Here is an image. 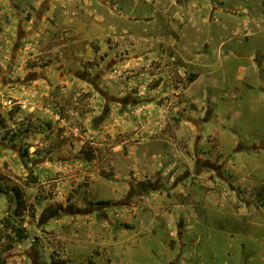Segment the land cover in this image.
<instances>
[{
  "label": "rangeland",
  "instance_id": "obj_1",
  "mask_svg": "<svg viewBox=\"0 0 264 264\" xmlns=\"http://www.w3.org/2000/svg\"><path fill=\"white\" fill-rule=\"evenodd\" d=\"M0 186V264H264V0H0Z\"/></svg>",
  "mask_w": 264,
  "mask_h": 264
},
{
  "label": "trees",
  "instance_id": "obj_2",
  "mask_svg": "<svg viewBox=\"0 0 264 264\" xmlns=\"http://www.w3.org/2000/svg\"><path fill=\"white\" fill-rule=\"evenodd\" d=\"M2 191V187L0 186V192ZM15 195L17 198V205L18 207H24L25 201L23 197L21 196V193L17 190H15ZM9 220V219H8ZM9 228L11 229L13 233V237L17 243H22L25 240L28 239V235L25 229H23L20 225H16L15 223H11L9 220L8 223ZM53 264H67L66 261L59 260L57 262H53Z\"/></svg>",
  "mask_w": 264,
  "mask_h": 264
},
{
  "label": "water",
  "instance_id": "obj_3",
  "mask_svg": "<svg viewBox=\"0 0 264 264\" xmlns=\"http://www.w3.org/2000/svg\"><path fill=\"white\" fill-rule=\"evenodd\" d=\"M7 198L9 199V197L7 196Z\"/></svg>",
  "mask_w": 264,
  "mask_h": 264
}]
</instances>
